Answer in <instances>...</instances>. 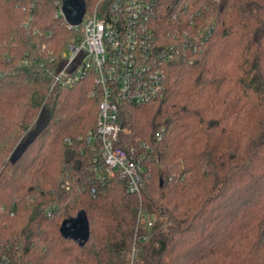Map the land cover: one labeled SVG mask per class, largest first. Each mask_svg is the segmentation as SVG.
I'll return each instance as SVG.
<instances>
[{
  "label": "trees",
  "instance_id": "trees-1",
  "mask_svg": "<svg viewBox=\"0 0 264 264\" xmlns=\"http://www.w3.org/2000/svg\"><path fill=\"white\" fill-rule=\"evenodd\" d=\"M66 1L0 0V264H264V0H152L180 44L162 94L119 111L139 194L93 168L90 78L50 86Z\"/></svg>",
  "mask_w": 264,
  "mask_h": 264
},
{
  "label": "built area",
  "instance_id": "built-area-1",
  "mask_svg": "<svg viewBox=\"0 0 264 264\" xmlns=\"http://www.w3.org/2000/svg\"><path fill=\"white\" fill-rule=\"evenodd\" d=\"M84 1L78 23L67 19L62 7L56 12L74 30V40L62 51L59 68L47 76L51 88L70 87L90 78L89 95L98 99L95 128L85 136L88 143L95 141L92 148L99 155L93 159V168L102 180L115 175L124 178L127 190L139 194L147 175L141 161L144 156L132 146L128 150L118 146L119 111L124 105L143 104L162 94L163 64L179 53L180 42L159 46L152 25V0ZM184 38L181 42L188 43Z\"/></svg>",
  "mask_w": 264,
  "mask_h": 264
},
{
  "label": "water",
  "instance_id": "water-1",
  "mask_svg": "<svg viewBox=\"0 0 264 264\" xmlns=\"http://www.w3.org/2000/svg\"><path fill=\"white\" fill-rule=\"evenodd\" d=\"M63 11L67 19L73 23H78L81 20V16L84 11V7L81 0H67L64 3ZM74 230L80 232V236L87 234V226L82 224L80 226L75 225Z\"/></svg>",
  "mask_w": 264,
  "mask_h": 264
},
{
  "label": "rangeland",
  "instance_id": "rangeland-1",
  "mask_svg": "<svg viewBox=\"0 0 264 264\" xmlns=\"http://www.w3.org/2000/svg\"><path fill=\"white\" fill-rule=\"evenodd\" d=\"M93 0H86L87 3H91Z\"/></svg>",
  "mask_w": 264,
  "mask_h": 264
}]
</instances>
